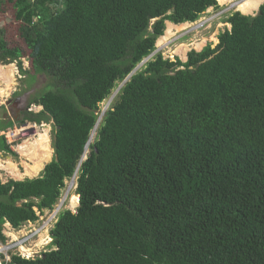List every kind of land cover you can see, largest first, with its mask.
I'll return each instance as SVG.
<instances>
[{"label":"trees","instance_id":"obj_1","mask_svg":"<svg viewBox=\"0 0 264 264\" xmlns=\"http://www.w3.org/2000/svg\"><path fill=\"white\" fill-rule=\"evenodd\" d=\"M211 6L218 0H0L18 25L0 27V63L30 50L32 75L53 87L25 118L54 123L43 171L0 177V241L4 223L54 209L76 170L79 195L47 251L2 264H264V2L256 14L231 11L215 47L187 61L157 52L136 69L166 21L195 22ZM0 150L11 152L1 135Z\"/></svg>","mask_w":264,"mask_h":264},{"label":"rangeland","instance_id":"obj_2","mask_svg":"<svg viewBox=\"0 0 264 264\" xmlns=\"http://www.w3.org/2000/svg\"><path fill=\"white\" fill-rule=\"evenodd\" d=\"M238 1L240 0H231L228 3H224V4H221L218 1V4L220 5V7L211 6L206 10V12H204L201 15L200 19H198L197 21L195 22L187 21V24L189 22L190 26L186 27L185 29H181V30L175 29L174 35L171 36L166 41H164L162 45H157V42H156L157 48L153 53L156 54L157 52H162L165 58H170L172 60H175L176 57H179L182 61H187L188 53L191 50L194 49L197 51H201L209 43H211L212 46L215 47L219 42L220 32L224 31L226 28H229V29L231 28V24L225 21V17H227L231 11H241L237 6L235 5L233 6V4H235V2H238ZM258 11H259V8L251 14H256ZM167 22L168 21H166V28H167ZM175 24H180V23H175ZM3 26H9L11 32L13 33H15L18 28V25L16 24L14 20L13 11H11V9H7V7L0 10V27H3ZM200 42L203 43V45L198 47ZM182 43L188 45V49H186L185 52L183 53L185 54L184 56H182V53L177 51V47ZM23 49H24V57L20 58V60L14 61L6 65L0 63L3 66H10L11 69L13 70V74H8L6 76L7 77L6 80L4 79L3 81H0L3 87H8L9 84H12V89H10L8 93L5 94V96L3 95L2 97H0V121H5L9 117L14 122L12 126L0 131V135L3 137L4 135H2L1 132L15 125H17L20 129L23 125L25 127L28 125V124L25 125L24 123H27V122L37 123L36 121L25 118V115L21 118L20 114H18V111L13 110L11 106L7 107V100L11 96L16 95L15 97L17 98L24 97L27 100V102L28 101L30 102L32 98L39 97L44 91L53 87V85L50 84L52 81L45 73H36L34 76L32 75L34 72V67H33V63L31 60V52L26 47H23ZM120 87L121 86H119L115 90V92H113V95H111L108 99H106L104 102L100 104L101 112L104 109L106 111L110 108V104L112 103L115 96L117 95ZM29 106H30L31 112H34V113H37L43 109L42 105H39L38 103H35V102H31ZM43 123H46L47 125H49L50 145L52 147V140H53V135H54L53 120H49V121L43 120L41 123H37L38 126H40L38 128V131L40 132H42L41 125ZM36 134L22 135L15 141L13 149L10 147V145L6 141V143L10 147V151L17 153V155L12 154L11 152L0 150V159L6 162L8 159H11L17 164L20 171L24 175H17L15 177L9 172H7L6 170L0 169V177L2 178L4 182H6L10 178L24 179L26 177H36L43 171L45 166L41 169V171H39V173L35 175L25 174L26 172L25 162L33 164V158H28V157H31L34 154L39 155L40 151H38V149H32V150L27 149L28 151H25L23 146L25 144L27 146V143H28L27 140H29V143L31 141L30 144L35 142L34 141L36 140L35 138L38 137V134L37 135ZM95 135L96 133L93 136H91V141L94 140ZM23 150L25 151V153L23 152ZM88 153H89V148L87 149L86 154L88 155ZM53 155H54V150L52 148L51 158L49 162L52 160ZM84 158H86V156ZM76 187H77L76 177L72 181L70 180V182L67 181V187L65 186L63 188L60 200L55 206V208H57L58 205L62 203V207H63V208L61 207L62 210L71 209L72 211L76 212L79 204L77 205V207H73L70 204L72 194H76ZM37 211H38V214H40L39 210ZM40 219L41 217L37 221L28 222L29 223L28 226H25L24 224L23 226H20L19 228L12 226L11 223L9 222L4 223L5 225L3 229L5 233H9V231H11L12 236L7 235L9 239L0 244V249H1L0 250V264H2L5 260L11 261L13 254L18 252L19 250H21V252L23 251L24 253H27V255L32 256V255L41 253L44 249L49 248L48 246L50 245L53 239L51 236V229L54 227L56 222H53L49 227L39 230L38 227L41 222Z\"/></svg>","mask_w":264,"mask_h":264},{"label":"bare ground","instance_id":"obj_3","mask_svg":"<svg viewBox=\"0 0 264 264\" xmlns=\"http://www.w3.org/2000/svg\"><path fill=\"white\" fill-rule=\"evenodd\" d=\"M218 1L221 4H224V3H228L231 0H218ZM262 2H263V0H240L238 2H235V4H233V6L234 5L237 6L245 14H248V13L251 14L259 8V6L261 5ZM189 24H190L189 22H188V24H187V22L175 24L171 21H168L167 22V28L165 30V34L158 38L157 45H162L164 43V41H166L171 36H173L175 33V31H174L175 29H178V30L185 29L186 27L190 26ZM202 45H203V43L200 42L198 47H200ZM186 49H188V45L184 44V43L180 44L177 47V51L182 53V56L185 55L183 53L185 52ZM8 74H13V70L11 69V67L10 66H3L0 64V81H3L4 79L6 80L7 79L6 76ZM11 80H12V78H11ZM10 89H12V84H9L8 87H3L0 83V97H2L3 95L5 96V94H7ZM103 111L105 112V109ZM104 112L100 115L98 124H100L99 122L101 121ZM42 125H43L42 132L38 131V137L35 138L36 139V140H34L35 142L32 141L33 142L32 143V149H38V151H40V154L39 155L34 154L33 156L28 157V158H33V164L29 165L28 162L25 163V165H26L25 166V168H26L25 174H27V175H35V174L39 173V171H41V169L45 166V164L47 162H49V160L51 158L52 147L50 145V135H49V129L50 128H49V125H47L46 123H43ZM95 133L96 132L94 131L92 136ZM27 141L29 142V140H27ZM25 146L26 145L23 146L24 149H25ZM23 152L25 153L24 150H23ZM86 153H87V150L85 151V155H86ZM24 156H25V154H24ZM0 169L6 170L7 172H9L10 174H12L15 177L17 175H24L20 171L17 164L14 161H12L11 159H8L7 162L0 159ZM70 204L73 207H77V205L79 204V195L72 194Z\"/></svg>","mask_w":264,"mask_h":264},{"label":"built area","instance_id":"obj_4","mask_svg":"<svg viewBox=\"0 0 264 264\" xmlns=\"http://www.w3.org/2000/svg\"><path fill=\"white\" fill-rule=\"evenodd\" d=\"M25 125H27L26 127L23 125L20 129L17 125L5 130V131H2L1 134L4 135L7 143L10 145V147L13 149L14 148V143L15 141L21 137L22 135H29V134H36L37 131H38V128L40 126H38L37 123H24ZM41 129H43V126L41 125ZM37 130V131H36ZM38 134V133H37ZM36 134V135H37ZM62 203H60L58 205L57 208H54L53 210H50V211H46L44 214L40 215L41 219H40V225H39V230L40 229H44L46 227H49L53 222L56 221L57 219V214L60 212V210L62 209ZM29 223H25V226H28ZM3 232L4 234L8 236H12L11 234V231H9V233H5L4 229H3ZM9 238L7 237L6 240H8ZM25 240V239H24ZM3 243L0 241V244ZM1 250V249H0ZM48 249H44L41 253L47 251ZM11 251V249H10ZM41 253H38V254H35V255H27V253H24L23 251L21 252V250H19L18 252L14 253V254H19L23 257H35Z\"/></svg>","mask_w":264,"mask_h":264},{"label":"flooded vegetation","instance_id":"obj_5","mask_svg":"<svg viewBox=\"0 0 264 264\" xmlns=\"http://www.w3.org/2000/svg\"><path fill=\"white\" fill-rule=\"evenodd\" d=\"M16 96V95H15ZM15 96H11L8 100H7V107H10L13 110L18 111V114H20V117L22 118L24 115H26V113L31 112L30 110V102L24 98V97H15Z\"/></svg>","mask_w":264,"mask_h":264},{"label":"clouds","instance_id":"obj_6","mask_svg":"<svg viewBox=\"0 0 264 264\" xmlns=\"http://www.w3.org/2000/svg\"><path fill=\"white\" fill-rule=\"evenodd\" d=\"M4 65H6V64H4ZM43 107V106H42ZM104 111H102V113H103ZM43 126V125H42ZM53 148V147H52ZM54 150V149H53ZM87 157V154L85 155V152H84V157ZM85 159V158H84ZM77 175H78V171L76 170V172H75V175L70 179L71 181L76 177L77 178ZM70 180H67V181H69L70 182ZM66 187H67V185H66ZM55 208V207H54ZM63 208V207H62ZM53 210V209H52ZM62 210V209H61ZM60 210V211H61ZM46 211H50V210H45L44 211V213L46 212ZM44 213H42V214H44ZM42 214H40V215H42ZM59 214H60V212H59ZM59 214H58V216H59ZM58 216H57V219H58ZM57 219H56V221H57ZM55 221V222H56ZM7 223V222H6ZM5 225V224H4ZM4 225H3V228H4ZM51 244V243H50ZM49 247V246H48ZM8 262H10V261H7V260H5L3 263H8Z\"/></svg>","mask_w":264,"mask_h":264},{"label":"water","instance_id":"obj_7","mask_svg":"<svg viewBox=\"0 0 264 264\" xmlns=\"http://www.w3.org/2000/svg\"><path fill=\"white\" fill-rule=\"evenodd\" d=\"M259 12V11H258ZM154 53H152L151 55H149L147 58H146V60L144 59L140 64H139V66L136 68V69H138L142 64H144L149 58H151L152 57V55H153ZM135 69V70H136ZM87 147H88V144L86 145V149H87ZM85 149V150H86ZM82 159H84V155H83V158Z\"/></svg>","mask_w":264,"mask_h":264},{"label":"crops","instance_id":"obj_8","mask_svg":"<svg viewBox=\"0 0 264 264\" xmlns=\"http://www.w3.org/2000/svg\"><path fill=\"white\" fill-rule=\"evenodd\" d=\"M31 143V142H30ZM29 142L27 143V146H25V147H27V148H25V151H28L27 149H31L32 150V144H30ZM26 145V144H25ZM27 154V153H26ZM26 163V162H25ZM29 165H32V164H30V163H28ZM22 179V178H21Z\"/></svg>","mask_w":264,"mask_h":264}]
</instances>
